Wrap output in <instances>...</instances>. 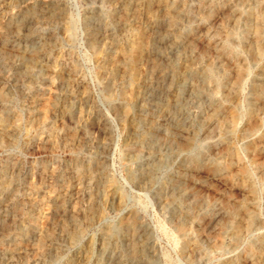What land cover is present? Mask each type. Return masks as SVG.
I'll return each instance as SVG.
<instances>
[{"label": "rangeland", "instance_id": "obj_1", "mask_svg": "<svg viewBox=\"0 0 264 264\" xmlns=\"http://www.w3.org/2000/svg\"><path fill=\"white\" fill-rule=\"evenodd\" d=\"M256 1L0 0V264H264Z\"/></svg>", "mask_w": 264, "mask_h": 264}, {"label": "bare ground", "instance_id": "obj_2", "mask_svg": "<svg viewBox=\"0 0 264 264\" xmlns=\"http://www.w3.org/2000/svg\"><path fill=\"white\" fill-rule=\"evenodd\" d=\"M259 2H260V0H257L256 1V4H259ZM219 6V5H218ZM207 9V8H206ZM207 13V12H206ZM241 14L243 15V17L245 18V21H248L250 18H251V16H252V12H251V10H246L245 9V11H241ZM242 17V16H241ZM243 18V19H244ZM174 19V22L173 23H175V19H176V17H174L173 18ZM225 29V28H224ZM245 29H246V31L248 32V30H249V26H246L245 27ZM222 30V29H221ZM224 31V30H223ZM261 18L260 17H257L256 18V20H255V22H254V28H253V32H254V37L258 40L259 38H260V35H261ZM233 35H234V31H230V33H229V37L230 36H232V38H233ZM242 37V39H243V36H240V38ZM248 37V36H247ZM245 38H246V36H245ZM243 41H244V39H243ZM247 41V40H246ZM138 50H139V45H136V47H135V50L133 51V52H138ZM221 50H222V52L221 53H225L226 55H232L233 54V50L231 49V47H230V44L229 43H227V42H225L224 43V45L222 46V48H221ZM221 53H220V55H221ZM218 54H219V52H218ZM220 55H219V57H220ZM235 55V54H234ZM257 55L259 56L260 55V51L258 50V52H257ZM225 56V55H224ZM234 57V56H233ZM230 58V57H229ZM233 63H235V62H233ZM223 69V68H222ZM221 69V70H222ZM227 72V71H226ZM207 75H208V79L211 81L212 80V77H211V75H209V71H208V73H207ZM213 81V80H212ZM217 84H220V82L218 81L217 82ZM221 85V84H220ZM258 89V88H257ZM217 90V89H216ZM262 93V92H261ZM213 100V99H212ZM252 223V217H251V215H250V224Z\"/></svg>", "mask_w": 264, "mask_h": 264}]
</instances>
